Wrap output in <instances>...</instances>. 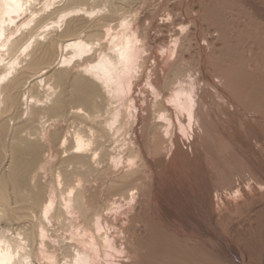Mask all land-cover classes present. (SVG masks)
<instances>
[{
  "label": "bare ground",
  "instance_id": "bare-ground-1",
  "mask_svg": "<svg viewBox=\"0 0 264 264\" xmlns=\"http://www.w3.org/2000/svg\"><path fill=\"white\" fill-rule=\"evenodd\" d=\"M168 2L0 0V264L136 262L128 259L136 251L126 235L130 225L110 211L130 212L133 206L122 210V203L137 199L146 186L143 172L154 166L149 153L167 140L176 145V125L191 144L196 140L201 105L212 94L201 84L215 86V78L225 83L218 68L204 63L215 64L219 33L190 37L201 9L176 10ZM241 2L264 19V0ZM160 5L167 6V21L155 20ZM170 24L175 32L160 42L171 49L170 76L161 82L153 34ZM193 40L205 54L198 72L184 65ZM29 80L26 117L11 126L2 116L15 108V92ZM149 89L155 101L142 114L137 99ZM140 120L146 142L136 129Z\"/></svg>",
  "mask_w": 264,
  "mask_h": 264
},
{
  "label": "rangeland",
  "instance_id": "rangeland-1",
  "mask_svg": "<svg viewBox=\"0 0 264 264\" xmlns=\"http://www.w3.org/2000/svg\"><path fill=\"white\" fill-rule=\"evenodd\" d=\"M180 2L168 3L176 10L188 5L201 9L200 28L193 27L190 37L200 33L203 37L210 31L219 33L220 39L213 41L215 64H209L207 58L204 63L211 71L218 68L225 83L215 78V86L201 84L202 91L212 94L207 96V104L201 105L203 121L202 127L195 125L196 140L191 144L176 125V145L171 147L167 140L160 144L158 153H149L154 166L152 171L143 172L146 186L137 191V199L122 203V210L133 206L130 212L118 211L115 215L110 211V215L122 219V225H130L126 235L130 247L136 250L128 258L136 261L133 264H264V19L250 14L241 0ZM159 7L156 22L167 21V6ZM112 19L113 23L118 21ZM174 25L161 27L162 31L158 28L160 32L153 34L157 39L153 44L155 68L161 82L170 76L171 53L170 47L162 44L170 40ZM193 44L183 52L188 58L184 65L189 67V63L192 71L198 72V59L205 54L200 44L195 40ZM31 80L15 92L16 106L10 111L14 117L10 113L2 116L11 126L26 117V93ZM145 84L146 80L138 89ZM154 101L150 89L138 96L141 113H149ZM143 106L148 109L143 110ZM144 124L140 120L136 129L146 142ZM49 175L47 171L43 181ZM48 183V195H52L55 188L49 180ZM236 187L241 190L237 196L233 195ZM97 203L103 205L105 200L97 196ZM131 215L135 218L130 222L127 216ZM2 223L9 224L6 219Z\"/></svg>",
  "mask_w": 264,
  "mask_h": 264
}]
</instances>
